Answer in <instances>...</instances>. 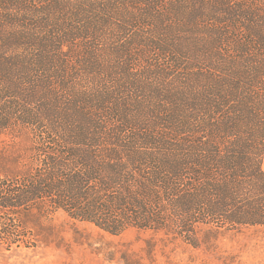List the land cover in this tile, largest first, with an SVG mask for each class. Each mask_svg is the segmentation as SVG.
Segmentation results:
<instances>
[{
    "label": "trees",
    "instance_id": "1",
    "mask_svg": "<svg viewBox=\"0 0 264 264\" xmlns=\"http://www.w3.org/2000/svg\"><path fill=\"white\" fill-rule=\"evenodd\" d=\"M0 142L7 249L264 231V0H0Z\"/></svg>",
    "mask_w": 264,
    "mask_h": 264
},
{
    "label": "rangeland",
    "instance_id": "2",
    "mask_svg": "<svg viewBox=\"0 0 264 264\" xmlns=\"http://www.w3.org/2000/svg\"><path fill=\"white\" fill-rule=\"evenodd\" d=\"M12 143L16 152L31 145L25 134ZM3 146L0 142V151ZM46 223L53 233L39 246L0 245V264H264V231L258 227L201 226L203 242L195 247L165 231L131 228L112 234L63 212Z\"/></svg>",
    "mask_w": 264,
    "mask_h": 264
}]
</instances>
